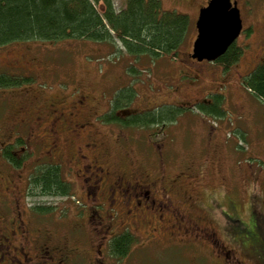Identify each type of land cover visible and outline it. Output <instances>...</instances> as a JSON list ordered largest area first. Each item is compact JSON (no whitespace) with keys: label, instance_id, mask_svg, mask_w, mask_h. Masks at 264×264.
Returning <instances> with one entry per match:
<instances>
[{"label":"rangeland","instance_id":"rangeland-1","mask_svg":"<svg viewBox=\"0 0 264 264\" xmlns=\"http://www.w3.org/2000/svg\"><path fill=\"white\" fill-rule=\"evenodd\" d=\"M207 1L160 0L163 11L189 19L176 58L131 55L119 42L35 41L1 47L0 73L27 76L30 82L0 89V139L5 129V135L9 131L10 136L14 134L11 117L18 107L24 116L36 109L44 116L49 113L47 106L60 102L70 106L63 109L67 113L75 99L84 97L85 138L105 149L114 162L133 164L153 176L165 173L175 182L185 172L188 179L184 184L179 179L172 186L173 198L184 200L183 207L191 213L203 215L201 227L213 228L220 243L230 247L243 264H253L259 254L264 259V103L244 88L241 78L264 63V4L258 9V0H236L250 17L244 16L245 26H252L253 33L248 38L240 34L236 43L244 49L242 56L224 70L218 64L197 63L188 56L196 38L198 12ZM122 4L123 0H114L116 9ZM124 88L134 94L128 108L118 111L123 118L161 105L190 110L181 112L173 123L149 130L93 120L110 109L115 94ZM212 93L225 96L223 118L207 117L193 108L208 102ZM37 143H30L29 149L27 145L23 175L33 171L35 162L46 163V148ZM62 168L65 172V166ZM88 231L84 228L83 233L74 234L75 248L87 247ZM135 241L128 256L116 264L214 261L203 241L177 246L167 237L163 245L152 247L140 239Z\"/></svg>","mask_w":264,"mask_h":264},{"label":"flooded vegetation","instance_id":"flooded-vegetation-1","mask_svg":"<svg viewBox=\"0 0 264 264\" xmlns=\"http://www.w3.org/2000/svg\"><path fill=\"white\" fill-rule=\"evenodd\" d=\"M231 1L236 2L239 10L240 34L251 37L253 27H246L244 20V16L250 17L244 13L242 4L240 8L238 1ZM262 4L263 0H258V9L263 8ZM83 99H75L67 113L63 109L70 106L52 102L46 108L49 113L43 114L46 118L36 108L24 116L23 109L18 107L11 117L14 134L10 136L9 131L5 135L7 129L3 131L0 264H116L119 260L112 257L108 246L123 232L150 247L163 245L167 237L177 246L203 241L210 248L213 264H243L230 247L220 243L213 228L201 227L199 220L205 219L203 215L191 213L183 207L184 200L171 195L176 181L182 179L184 184L188 179L183 176L185 172L175 182L165 173L153 176L134 168L133 164L114 162L105 149L85 138L87 120L81 111L85 108ZM103 114H97L93 120ZM36 142L46 148V163L59 166L60 176L71 184L74 197L46 200L34 193L29 185L33 171L21 173L26 163L21 155L27 145L29 149L30 143ZM8 148L15 163L3 155ZM38 165L35 162L33 167ZM77 193L82 196L77 197ZM41 207L46 211L38 212ZM84 228L89 230V243L85 249L75 248L74 234L83 233ZM252 263L264 264V259L259 254Z\"/></svg>","mask_w":264,"mask_h":264},{"label":"trees","instance_id":"trees-1","mask_svg":"<svg viewBox=\"0 0 264 264\" xmlns=\"http://www.w3.org/2000/svg\"><path fill=\"white\" fill-rule=\"evenodd\" d=\"M188 28V17L163 11L160 0H123L118 9L114 0H0V48L12 43L35 41L119 42L122 50L131 55H147L151 59L161 56L176 58ZM242 53L241 47L232 44L214 63L228 70L239 61ZM29 82L27 76L0 73V89ZM241 84L264 103V63L242 77ZM133 94L129 88L119 90L111 101L110 109L100 117L101 121L149 130L173 123L181 112L190 110L183 106L167 108V105H161L127 114L123 118L118 111L128 108ZM209 95L208 102L197 103L193 108L207 117L223 118L225 96L219 93ZM155 137L151 135L152 141H155ZM19 144L17 142L16 146ZM3 155L14 161L11 149L4 150ZM21 156V160L28 157L26 150ZM29 185L34 193L46 200L74 197L71 184L62 180L56 164L36 166ZM38 210L41 213L46 211L43 207ZM134 243V237L123 232L113 238L108 250L112 257L122 260L128 256Z\"/></svg>","mask_w":264,"mask_h":264},{"label":"water","instance_id":"water-1","mask_svg":"<svg viewBox=\"0 0 264 264\" xmlns=\"http://www.w3.org/2000/svg\"><path fill=\"white\" fill-rule=\"evenodd\" d=\"M195 29L190 58L214 63L240 35L242 24L236 2L208 0L198 12Z\"/></svg>","mask_w":264,"mask_h":264}]
</instances>
